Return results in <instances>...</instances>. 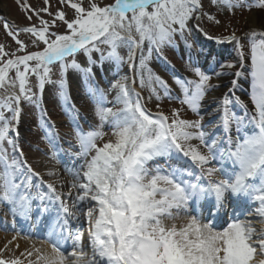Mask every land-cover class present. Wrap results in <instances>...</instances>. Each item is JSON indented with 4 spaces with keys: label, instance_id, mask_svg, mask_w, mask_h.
<instances>
[{
    "label": "snow or ice",
    "instance_id": "1",
    "mask_svg": "<svg viewBox=\"0 0 264 264\" xmlns=\"http://www.w3.org/2000/svg\"><path fill=\"white\" fill-rule=\"evenodd\" d=\"M58 3L73 10L71 19L63 10L51 12L50 0L39 9L24 0L22 7L31 13L26 18L35 16L39 23L20 27L4 20L17 47L7 51L0 45V206L11 214L12 230L22 219L46 232L40 247L33 245L21 254L28 264H264V20L241 35L232 29L215 38L220 45L233 44L239 55L235 62H220L211 74L193 63L190 51L188 71L196 79L175 77L179 94H174L150 62L154 55L163 57L166 48L178 47L177 38L193 49L188 37L205 18L221 24L205 11L202 0ZM212 3L233 15L237 10L264 9V0ZM61 26L63 32L54 30ZM20 33L29 35L30 44ZM122 48L127 49L126 57L120 54ZM80 57L86 58L83 63ZM105 60L126 64L131 75L111 83L113 107L105 106L108 92L89 83L87 96L94 102L98 123L84 131L68 73L75 70L92 81L93 66H103ZM55 72L58 79H53ZM225 72L235 77L231 96L219 100L211 110L213 120L205 125L204 101L218 87L213 75L219 78ZM32 77L38 92L33 91ZM240 78L250 79L251 107L236 95ZM137 80L148 90L147 98L135 90ZM48 84L56 87L72 122L76 143L69 142L68 154L84 159L80 170L69 173L67 193L44 181L22 159L24 152L14 139L19 137L21 101L40 104ZM153 98L160 109L155 113L146 106ZM165 100L177 101L198 118H184L180 108L166 114L161 109ZM41 111L46 115V109ZM54 128V123L45 128L42 137L53 149V159L59 135ZM5 144L12 148L11 157ZM34 178L39 182L33 183ZM81 215L87 222V243L84 232L72 224ZM0 264L24 261L0 255Z\"/></svg>",
    "mask_w": 264,
    "mask_h": 264
},
{
    "label": "rangeland",
    "instance_id": "2",
    "mask_svg": "<svg viewBox=\"0 0 264 264\" xmlns=\"http://www.w3.org/2000/svg\"><path fill=\"white\" fill-rule=\"evenodd\" d=\"M6 4V10L3 11L6 13L9 21H14L16 24H10L13 26L25 27L30 24H38L39 21L33 16L32 20L29 21L26 17L31 13L26 12L22 5L24 4V0H20V3L17 0H1ZM88 0H84L85 6L87 5ZM105 3H110L112 0H104ZM204 4V9L206 12H209L213 15H216L217 18L221 21L220 25H212L207 22L206 18L203 22H201L198 27L204 35L207 37L208 35L213 36V40L216 41V37L227 36L232 29L237 30V35H241L245 32V21L253 12L264 13V9H259L253 7L250 11L245 9L243 11L237 10L235 15L232 14L231 11L227 9H223V11L217 10L216 8L211 6L212 0H202ZM250 3L255 4L256 0H249ZM27 3L32 6L34 9H39L45 7L44 0H27ZM50 11L55 13L57 11L63 10L67 13V17L71 19L73 17V10L65 5H60L58 0H50ZM44 19L51 20L52 17H49L47 14L41 13ZM55 31L63 32L64 28L58 27L54 29ZM207 33V35L205 34ZM19 38L23 40L26 44H30V37L25 33H20ZM189 41L193 44V49L189 50L185 47L184 42L177 38L178 47L176 48H166L163 54V57H157L154 55L152 61L150 62V66L153 68L155 72L160 74L165 80L168 81L169 85L173 88L174 94H179V89L174 84V78L179 77L183 78L180 74L185 75V78L196 79L193 74L188 71V62H189V52L191 51L194 55L192 57L193 63H198L202 70L208 73H212L213 68L218 69V65L220 62H235L238 58V53L234 48L233 44L226 43L220 45H212L208 42L204 37L198 32L192 29L191 35L188 37ZM199 44V45H198ZM0 45L5 46L7 51H14L17 47L15 42L7 35L4 28V21L0 17ZM200 48H199V47ZM214 46V47H213ZM36 50V49H30ZM202 50V52H201ZM211 51V52H210ZM248 48L245 47V52L247 53ZM22 54V53H18ZM120 54L123 56H127V49H120ZM166 57V59H165ZM198 57V60H197ZM94 58L99 60V54H94ZM139 58V53L137 54V62ZM214 58V59H211ZM80 61L83 63L86 58L80 57ZM233 59L235 61H233ZM249 61H246L248 63ZM103 66L100 63H97L93 66V70L100 71L103 69L104 74L106 75V79L103 80L105 91L108 92L107 102L105 103L106 107H113L114 99H115V91H108L110 89L111 83L119 79L124 75H131L128 66L125 65H117L115 61H103ZM206 66V67H204ZM105 68V69H104ZM247 71V69H246ZM229 76L233 77L231 72H225ZM59 73L55 72L53 79H58ZM69 77L76 79L77 77H81L78 79V86L82 88L84 98L83 101L77 103V107L80 109L79 113V123L82 125L84 131L90 130V126L98 123V121L94 118V102L90 100L87 96V88L89 83H94L97 85L96 80L89 81L87 77H85L82 73L76 72L75 70H69L68 73V81ZM71 79V78H70ZM220 79L213 75L212 83ZM83 80V81H82ZM31 82L33 85V91H37L36 88V79L35 77L31 78ZM240 88L236 90L237 93H240L241 90L246 91V96L248 98L249 106L251 107V103L249 100V90H250V79L240 78L239 79ZM70 91L72 86L70 84ZM98 86V85H97ZM102 89V86H98ZM135 90L140 92L141 95L145 98L149 95L147 89H142L139 86V81L135 85ZM72 92V91H71ZM4 93L0 90V96H3ZM207 98V97H206ZM85 100V101H84ZM206 101V100H205ZM202 109L203 113H208L204 115V123L208 125L213 120V115L211 114V110L207 109L205 106ZM75 103V102H74ZM156 101L153 98L151 102H148L146 106L152 111L156 112L160 109L156 107ZM20 107L22 108V113L20 116L19 124L24 126V131L19 133V137H14L16 140L17 146L19 149H22L24 152V157L22 159H26L32 167L40 173V175L44 173H49L54 168L60 169L61 160H65L67 162V166L72 167L73 162L77 159L73 155H69V143L71 141L72 144L76 143L74 138V132L72 127V122L69 120L67 115L65 114L66 109L63 103L59 100L57 89L54 85L48 84L45 86V90L43 93V98L40 104L29 103L28 101H21ZM119 107V106H116ZM214 108L216 107L213 106ZM172 108H180L181 114L184 118L188 119H197L194 114H192L186 107L181 106L177 101L169 102L165 100L161 104V109L166 113L170 114V110ZM213 108V109H214ZM41 109H46V115L42 113ZM237 112H241L240 109L235 107ZM6 115H10L6 112ZM87 119V120H86ZM55 125V128L52 129L54 132H57L58 139L56 141V150L58 151V156L53 159L50 158L52 155L53 149L48 145V143L42 138L44 135V129L51 126V124ZM105 131H109V128L106 126L104 128ZM217 135H223L221 130H214ZM109 137H105L107 140ZM102 143V142H100ZM5 147L8 149V154L11 157L13 155L12 148L10 145L5 144ZM71 151L76 152L78 149L73 148ZM17 157H19V153H15ZM64 156L62 158L60 156ZM83 159V158H82ZM163 163V161H161ZM51 180L50 177H47L46 180ZM61 191L62 190H58ZM2 207V206H0ZM1 210V209H0ZM3 216V218H2ZM5 217V218H4ZM9 216L0 214V219L4 223L6 219L9 220ZM12 220V218H11ZM8 224V222H7ZM9 225H12V223ZM259 225H257L258 227ZM5 233V232H4ZM18 234L16 232H6L7 235ZM20 235V234H18ZM2 244H6V248L10 247V244L4 242L2 239ZM6 250V249H5ZM17 249H13L12 253H15ZM18 252V251H17ZM28 261V259H26Z\"/></svg>",
    "mask_w": 264,
    "mask_h": 264
},
{
    "label": "bare ground",
    "instance_id": "3",
    "mask_svg": "<svg viewBox=\"0 0 264 264\" xmlns=\"http://www.w3.org/2000/svg\"><path fill=\"white\" fill-rule=\"evenodd\" d=\"M0 10L1 11H5L6 10V4L0 0ZM264 20V13H259V12H253L245 21V31L251 27V26H255L257 28H259L261 21ZM105 69V68H104ZM95 77L94 80H96L100 86H102V88L105 89V85L103 83V80L106 79V73L104 74L103 69H101L100 71L95 70ZM71 78V79H70ZM81 78V77H80ZM79 77H77V81L78 79H80ZM235 79V77H231L228 74H224L223 76L220 77V79H217L213 82L214 85H218V87H215L207 96L206 101H205V106L206 108L209 110L213 109L215 105L218 104L219 100L225 95L228 94L229 96H231V92L229 91V89L231 88V81ZM69 81L70 84L72 86L71 89V96H72V100H74L76 103H79L81 101H83L84 95L82 88H80V86H78V82L76 81V79L69 77ZM83 81V80H82ZM236 95L240 96L242 100H244L246 103L248 102V98H247V94L245 90H241L240 93L236 92ZM85 101V100H84ZM236 108L240 109L239 106H236ZM241 110V109H240ZM87 120V119H86ZM24 126L19 124V133L23 132L24 130ZM69 143V142H68ZM62 158H65L63 155L60 156ZM84 163V159L80 158V159H76L73 162V166L69 167L67 166V162L64 160H61V166L60 169L54 168L52 171H54L56 173V175L50 176L48 175V173H44L41 175V177H43L44 181L46 182H54L56 183V187L57 190H62V192L67 193V191L69 190L68 185L72 182V176L69 174L70 172H74L76 170H80L81 169V165ZM47 177H50L51 180H46ZM39 182V178H34L33 179V183H38ZM61 184H63L64 186L61 188ZM46 190V189H45ZM73 193L75 195V190H73ZM231 203H233L232 201H230ZM69 206L71 207V201L68 202ZM206 203V202H205ZM86 207V206H85ZM0 214L3 215H7L9 216V220L6 219V221L8 223H12V216L10 213L7 212V209L5 206L0 207ZM3 218V216H2ZM5 218V217H4ZM253 219H258L257 217H252ZM13 219V218H12ZM17 227L16 229L18 230H12L11 225L7 224V226H5V224L1 221L0 219V255L3 256V258L5 259H10V258H14V257H19L22 261H24V264H28V261L26 259V256L21 255L22 253H25L27 250L32 249L33 245H35L36 247H40L41 246V242L44 240L45 238V234L43 233V230L38 229L37 233H34L33 231H31L30 229H28L27 226H25V221L22 219H17ZM72 224L75 228L80 229L81 231L84 232L85 234V242L87 243V222L86 219L84 218L83 215H81L79 217V221L77 222L76 219L72 220ZM221 225V224H218ZM7 229V230H6ZM17 232L20 235H9L10 233H8L7 235L5 234L6 232ZM5 232V233H4ZM34 236V237H33ZM44 237L42 239H38L41 237ZM30 237V238H29ZM2 239H4V242L8 243L7 245L10 244L9 248H6V244H2ZM18 245V247H17ZM43 247L45 249L48 248V244L45 243L43 245ZM17 249V251H15V253L13 252V249ZM6 249V250H5Z\"/></svg>",
    "mask_w": 264,
    "mask_h": 264
},
{
    "label": "water",
    "instance_id": "4",
    "mask_svg": "<svg viewBox=\"0 0 264 264\" xmlns=\"http://www.w3.org/2000/svg\"><path fill=\"white\" fill-rule=\"evenodd\" d=\"M0 15L2 16V19L3 20H7L8 22H9V24H13V22L12 21H9V19H8V17H7V15H6V13H4L3 11H1L0 10ZM193 29L195 30V31H197V28L196 27H193ZM203 37H204V39H206L208 42H210L212 45H217V42L215 41V40H209L206 36H204L203 35V33L201 32V31H198ZM214 47V46H213Z\"/></svg>",
    "mask_w": 264,
    "mask_h": 264
},
{
    "label": "trees",
    "instance_id": "5",
    "mask_svg": "<svg viewBox=\"0 0 264 264\" xmlns=\"http://www.w3.org/2000/svg\"><path fill=\"white\" fill-rule=\"evenodd\" d=\"M211 6L216 8L217 10L223 11V8H220V7L216 6V5H214L213 3H211Z\"/></svg>",
    "mask_w": 264,
    "mask_h": 264
}]
</instances>
